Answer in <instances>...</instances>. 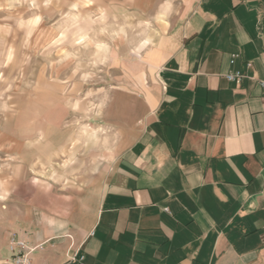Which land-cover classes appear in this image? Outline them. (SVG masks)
<instances>
[{"label":"crops","instance_id":"1","mask_svg":"<svg viewBox=\"0 0 264 264\" xmlns=\"http://www.w3.org/2000/svg\"><path fill=\"white\" fill-rule=\"evenodd\" d=\"M37 1L0 0V49L11 42L13 57L21 9ZM172 3L158 64L125 119L135 135L86 225L38 228L35 202L0 192L34 264H264V0ZM235 71L239 82L225 76ZM15 137L0 130V152L18 157Z\"/></svg>","mask_w":264,"mask_h":264},{"label":"rangeland","instance_id":"2","mask_svg":"<svg viewBox=\"0 0 264 264\" xmlns=\"http://www.w3.org/2000/svg\"><path fill=\"white\" fill-rule=\"evenodd\" d=\"M174 9L172 0H38L21 9L20 57L11 42L0 49V130L23 148L18 157L0 152V192L35 202L38 228L86 225L83 214L135 135L125 119L153 76L154 38ZM13 206L0 200V264H14L4 253Z\"/></svg>","mask_w":264,"mask_h":264},{"label":"built area","instance_id":"3","mask_svg":"<svg viewBox=\"0 0 264 264\" xmlns=\"http://www.w3.org/2000/svg\"><path fill=\"white\" fill-rule=\"evenodd\" d=\"M225 76L228 80L239 82L242 74L235 71L228 72ZM260 84L264 88V80H261ZM8 249L11 260L14 264H30V254L33 249L27 245L26 241L18 238L15 234H12L8 241Z\"/></svg>","mask_w":264,"mask_h":264}]
</instances>
